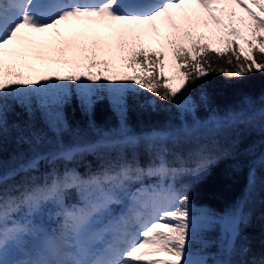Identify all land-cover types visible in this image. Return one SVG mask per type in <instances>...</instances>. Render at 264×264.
Wrapping results in <instances>:
<instances>
[{"label":"snow or ice","instance_id":"obj_1","mask_svg":"<svg viewBox=\"0 0 264 264\" xmlns=\"http://www.w3.org/2000/svg\"><path fill=\"white\" fill-rule=\"evenodd\" d=\"M256 71L264 72V0H0V142L11 127L31 152L0 171V183L25 174L0 189V264H264V253L233 260L264 152L249 164L246 196L223 214L197 208L189 185L178 186L229 154L210 151L226 130L259 121L264 131V95L250 114L229 108L201 119L193 89L201 85L207 104L210 73ZM141 90L151 96L139 101ZM130 94L141 108L168 102L179 122L134 130ZM73 98L94 138L71 129ZM104 99L116 123L99 127L91 117ZM17 107L27 120L10 126ZM37 114L47 132L35 128ZM86 155L100 163L81 172ZM217 226V239H206Z\"/></svg>","mask_w":264,"mask_h":264},{"label":"trees","instance_id":"obj_2","mask_svg":"<svg viewBox=\"0 0 264 264\" xmlns=\"http://www.w3.org/2000/svg\"><path fill=\"white\" fill-rule=\"evenodd\" d=\"M201 87L198 83L192 91L193 99L199 105L196 111L197 117L203 119L207 117L212 110H217L221 115L229 108L239 109L243 107L249 114L259 107V97L264 95V72H253L240 78H227L223 74L210 73L204 82V90L208 94V103L203 104L199 101L197 90ZM151 96V93L141 90L137 99L143 101ZM251 97L252 105L245 104L244 98ZM67 119L71 129L83 130L85 135L83 139L94 138L88 129L89 117L85 116L75 98L65 109ZM178 112L176 108L166 101L157 100L155 109L151 107L141 108L137 102L129 96V109L127 120L130 126L136 130H147L153 127H161L166 123H178ZM91 119L99 127H108L116 123V117L112 113L107 99L99 101L94 109ZM186 119L191 122V116ZM27 120V115L21 108H16L14 112L8 115V122L11 126L14 122L23 124ZM256 126L239 124L231 129L226 130L223 135L217 137L218 146H211L210 151L220 156L225 150L228 155L221 156L217 162L208 166V168L198 175L187 174L181 177L179 184L189 185V195L192 203L197 208H204L209 213L220 215L229 208L241 201L246 196L247 177L249 164L264 152V131L260 130L259 121ZM35 128L47 132L44 124L37 114ZM50 136L51 133H48ZM18 133L10 127L9 133L0 142V171L11 169L22 163L21 156H30L29 145L19 143L17 140ZM63 139L68 142L72 139L71 133H64ZM235 142V143H234ZM254 147L255 154H251L249 149ZM147 154L141 150L140 160L144 164L147 162ZM100 161L93 155H86L78 162L79 170L85 172L89 167L95 168ZM47 164L41 163L40 173L47 169ZM190 168L195 164L190 163ZM257 183L255 191L248 198L244 206L245 213L248 214L246 223L240 225L241 234L237 241V252L233 256L234 261L248 260L254 256L259 258L264 253V165L256 166ZM40 173H28L27 175H39ZM25 174L21 173L0 183V189L11 188L18 184L24 178ZM147 182V181H146ZM74 193H70V199ZM19 215V214H18ZM220 234L217 226L212 231L205 233L208 240L215 241ZM247 243L250 251L247 255L239 253L241 244ZM199 247V245H194ZM208 252H216L215 244Z\"/></svg>","mask_w":264,"mask_h":264},{"label":"rangeland","instance_id":"obj_3","mask_svg":"<svg viewBox=\"0 0 264 264\" xmlns=\"http://www.w3.org/2000/svg\"><path fill=\"white\" fill-rule=\"evenodd\" d=\"M59 28L61 29V31H64V30L66 29V24H65L64 22H62V23L59 25ZM152 46H153V47H159L158 45H155V44H153ZM190 123H191V122H190ZM235 205H236V204H235ZM235 205H234V206H235ZM234 206H233V207H234ZM233 207L229 208L227 211L231 210ZM227 211H226V212H227ZM224 213H225V212H224Z\"/></svg>","mask_w":264,"mask_h":264}]
</instances>
